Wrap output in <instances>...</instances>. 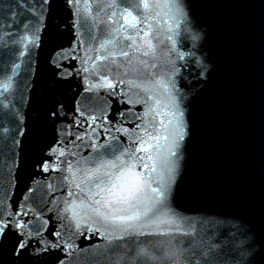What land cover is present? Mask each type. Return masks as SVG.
Segmentation results:
<instances>
[{"label":"snow or ice","instance_id":"obj_1","mask_svg":"<svg viewBox=\"0 0 264 264\" xmlns=\"http://www.w3.org/2000/svg\"><path fill=\"white\" fill-rule=\"evenodd\" d=\"M53 2L19 0L0 24V39L18 46V58H30V45H39ZM64 3L76 18L75 41L54 47L48 63L55 83L78 78L81 88L70 109L57 100L46 114L55 134L34 160L33 176L41 178L19 197L9 180L0 183V249L16 264L25 255L57 252L56 264H73L85 251L80 241L100 238L104 264H225L217 241L224 222L185 216L171 199L186 136L178 79L190 66L199 68L200 78L206 73L197 51L202 34L191 25L186 3ZM162 32L170 46L158 72ZM178 37L190 44L186 51ZM21 67L14 62L0 80V106L17 121L14 130L0 128L6 138L11 133L14 146L22 143L17 136L28 134L19 110L7 102ZM52 173L56 184L43 179ZM237 250L240 261L233 264H243L248 252Z\"/></svg>","mask_w":264,"mask_h":264},{"label":"water","instance_id":"obj_2","mask_svg":"<svg viewBox=\"0 0 264 264\" xmlns=\"http://www.w3.org/2000/svg\"><path fill=\"white\" fill-rule=\"evenodd\" d=\"M18 2L0 0V24L9 10H16ZM184 2L190 10L191 25L202 34L197 51L206 73L200 78L199 68L190 66L178 79V88L184 94L186 136L172 204L185 216L224 222L219 228L224 235L218 233L217 241L225 264L240 261L238 248L248 252L243 264H264V0ZM75 19L64 0H54L39 45H30V58H18V46L10 42L6 45L0 39V80L6 72L11 74L14 62L22 65L14 76L7 102L12 112L19 110L28 134L17 136L22 143L14 146L11 133L6 138L0 128V183L9 180L18 197L34 178H41L33 176L34 160L55 134L47 121L48 110L57 100L70 109L73 96L81 88L78 78L55 83L48 63L54 47L74 43ZM100 19L107 23L106 14L102 13ZM177 39L182 51L190 47L183 37ZM159 40L164 44L158 48L160 59L154 62L160 65L157 71L163 72L164 53L170 45L163 32ZM3 99L0 95V101ZM0 125L13 130L17 127V121L2 106ZM82 155L87 152L82 151ZM56 175L47 174L43 179L56 184ZM61 194L58 190L53 193L56 197ZM79 243L85 251L75 254L73 264H104L100 255L106 243L103 239ZM60 255L29 254L21 258L20 264H56ZM0 264L16 261L0 249Z\"/></svg>","mask_w":264,"mask_h":264}]
</instances>
